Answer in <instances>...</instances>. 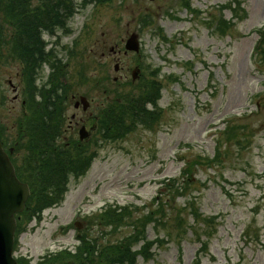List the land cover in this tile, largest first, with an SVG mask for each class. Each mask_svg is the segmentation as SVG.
Instances as JSON below:
<instances>
[{
	"label": "rangeland",
	"instance_id": "rangeland-1",
	"mask_svg": "<svg viewBox=\"0 0 264 264\" xmlns=\"http://www.w3.org/2000/svg\"><path fill=\"white\" fill-rule=\"evenodd\" d=\"M187 1L190 9L181 0L89 4L68 20L66 34L43 36L65 64L71 87L66 125H71L75 138L82 124L91 132L90 139L96 138L90 117L111 98L114 88L135 91L142 79L161 83L158 106L162 115L151 130L139 126L124 140L102 144L87 173L77 181L70 178L63 202L44 210L41 221L33 220L19 235L15 257L25 256L34 264L46 254L73 251L80 232L99 244L127 235L129 226L112 232L98 226L95 215L108 205L132 207L135 216L155 212L152 200L166 189L167 180L179 178L181 170L197 157H213L217 146L219 160L211 166H194L185 176L184 194L170 201L166 210L170 235L160 223L148 226L146 238L154 241L153 256L148 261L139 256L137 264H193L199 243L174 221L187 202H193L204 216L215 217L216 233L200 264H264V61L252 59L259 38L255 31L264 30V0H239L246 12L241 20L231 9L221 8L233 0ZM143 16H150L151 23L142 25ZM219 18L234 22L223 36L215 32ZM0 24L8 40L11 30L3 21ZM133 32L139 36L140 50L125 55L123 43ZM115 64L120 66L117 72ZM99 67H107L108 77L93 87L84 77L100 76ZM135 68L140 70V79L133 82ZM18 70L19 64L8 58L0 66V100L5 98L0 123L12 140L17 136L21 109L19 101H13L15 92L7 79ZM153 70L158 72L151 75ZM48 72L47 66L40 71L39 84ZM114 77L118 78L115 83ZM17 83L15 76L13 85ZM72 96L75 100L85 96L89 108L75 110ZM229 130L233 135H226ZM169 197L168 193L162 196L167 201ZM189 213L188 208L180 213L182 230L192 223ZM155 216L158 220L160 214ZM248 226L252 237L258 235V242H245Z\"/></svg>",
	"mask_w": 264,
	"mask_h": 264
},
{
	"label": "trees",
	"instance_id": "trees-1",
	"mask_svg": "<svg viewBox=\"0 0 264 264\" xmlns=\"http://www.w3.org/2000/svg\"><path fill=\"white\" fill-rule=\"evenodd\" d=\"M85 1L103 3L107 0ZM181 1L183 7L190 9L187 0ZM233 4L235 5L233 6ZM221 8L231 9L233 16L238 19L246 16L239 0L230 1ZM70 13L69 0H38L34 6L31 4V0H0V15L5 18V22L11 25L13 33L10 53L23 62L26 93L28 99L30 98L29 104L38 106L36 125L31 123L30 118L25 122L27 135L23 145L25 148L24 160L21 167L16 168L18 177L27 182L30 187V196L26 206L21 213L16 215V236L26 230L31 220L39 221L44 209L57 206L63 201L69 177L73 176L77 180L83 176L96 154V149L90 150L87 143L79 145L74 142L68 149H65L63 145L55 146L54 144V140L59 136L64 123V97L67 96L70 85L61 83L60 79L65 76L64 72L62 68L55 66V61H51V59L55 60L53 56L44 52L40 37L44 31L52 32L55 25L63 26L65 18ZM150 20V16H144L141 21L142 24L147 25ZM232 25L231 21L219 18L215 30L224 35ZM158 32L163 40H167L162 35L161 29H158ZM257 32L260 39L254 47L252 56L255 63L264 61V31L257 30ZM43 61L51 64L52 71L47 84L38 91L41 95V101L34 103L32 97L34 91L37 90L34 85L35 77ZM101 67L99 68L102 69ZM106 70L107 67H103L100 70V76L84 77L85 82L91 80L92 85L101 84L108 75ZM152 74L156 73L153 72ZM161 89V83L159 84L154 78L151 80L143 79L136 91L120 87L114 88L111 92V99L107 100L106 105L98 113L101 144L124 140L139 126L151 129L162 115L161 107L157 106V102L161 98ZM104 91L105 94L110 95L105 87ZM148 104L152 105L151 109ZM226 135H233V130H229ZM95 146L99 147L97 143ZM220 155L221 151L216 146L213 157L199 156L182 169L180 178L169 179L164 184L166 189L159 191V194L152 200V203H156L157 206L155 212L149 210L135 216L136 210H133L132 207L108 205L95 216L98 226L108 228L112 232L129 226L131 232L127 235L117 238L114 242L99 244L93 237L85 232H80L77 235L79 243L73 252L63 249L41 257L35 264H137L139 256L144 261H148L153 256L151 249L154 245V241L146 238L148 226L153 223L154 225L160 223V226L166 230L167 236H169L167 227L169 214L166 210L170 208V201L173 202L175 196L184 194L188 185V183L184 184L187 182L186 174H190L192 168L199 164L211 166L214 161L219 160ZM166 193L170 195L169 201L162 198L163 194ZM187 208L192 217V224H188V229L199 243L193 264H200L202 258L208 254L209 240L216 232L215 217L204 216L195 208L193 202H187L174 218L177 228L185 234L187 230H182L180 213L181 211L185 212ZM155 214H160V219L157 220ZM249 227L243 233L246 238L245 242L247 240L250 243L258 242V235L252 237ZM255 234L257 233L255 232ZM250 236L251 239H249ZM17 261L20 264H30L29 259L24 257H18Z\"/></svg>",
	"mask_w": 264,
	"mask_h": 264
},
{
	"label": "water",
	"instance_id": "water-1",
	"mask_svg": "<svg viewBox=\"0 0 264 264\" xmlns=\"http://www.w3.org/2000/svg\"><path fill=\"white\" fill-rule=\"evenodd\" d=\"M125 49L139 50L138 35L132 33L125 42ZM115 65V70H117ZM136 72L132 78H136ZM84 109L87 102L81 99ZM84 128L80 130V139L86 137ZM29 196L27 184L20 182L15 176L13 166L0 145V264H18L12 257L13 236L15 230L14 214L23 210Z\"/></svg>",
	"mask_w": 264,
	"mask_h": 264
},
{
	"label": "flooded vegetation",
	"instance_id": "flooded-vegetation-1",
	"mask_svg": "<svg viewBox=\"0 0 264 264\" xmlns=\"http://www.w3.org/2000/svg\"><path fill=\"white\" fill-rule=\"evenodd\" d=\"M7 59V57H2V58H0V66L2 65V64H4V62H5V60ZM8 59H10V58H8ZM11 60V59H10ZM12 61H15V62H17L16 60H12ZM18 64H19V62H17ZM15 76L18 78V83H17V85H13V82H14V80H15ZM7 84L9 85V86H11V88H12V91H14L15 92V95H14V97H13V101H19V105H20V109L22 110V105L24 104V101H23V99H22V80H21V67H20V64H19V70L17 71V73H16V75H14L13 77H9L8 79H7ZM19 99V100H18ZM72 99H73V107H74V104H75V102H76V100L74 99V97L72 96ZM16 101V102H17ZM4 102H5V98L2 96V100H0V111L3 109V107H2V105L4 104ZM79 108H81L80 106H78V107H75L74 109L75 110H78ZM82 110V109H81ZM81 126H84L83 124L81 125ZM94 126V125H93ZM1 128H3L2 127V125H1ZM93 128H96L95 126L93 127ZM70 130L71 131V125H67V130ZM67 130H65V131H67ZM5 131L3 132V135L5 136Z\"/></svg>",
	"mask_w": 264,
	"mask_h": 264
}]
</instances>
